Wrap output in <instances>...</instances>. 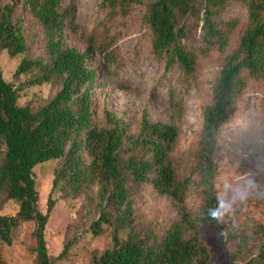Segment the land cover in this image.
I'll use <instances>...</instances> for the list:
<instances>
[{
  "label": "trees",
  "instance_id": "obj_1",
  "mask_svg": "<svg viewBox=\"0 0 264 264\" xmlns=\"http://www.w3.org/2000/svg\"><path fill=\"white\" fill-rule=\"evenodd\" d=\"M20 2L21 0H16ZM28 11L42 24L47 39L45 56L23 58L14 78L37 71L26 85L35 86L58 80L60 90L44 106L33 110L20 105L19 89L5 80L0 64V190L8 200L18 204L13 215H0V242L11 245L13 231L25 222H34L35 246L32 252L36 264H53L48 254L45 228L56 201L52 195L66 183L72 189L97 183L99 217L90 226L99 236L105 224H111L113 207L121 224H129L133 202L127 182L136 186L151 184L157 193L183 202L192 182L200 199L199 213L184 211L163 236L130 234L123 240L114 231L112 246L94 253L91 264H208L210 253L197 235L205 223H217V216L208 210L218 203L215 178L218 172L216 155L219 145L216 135L234 113L236 95L243 88V72L258 81H264V0H234L246 6V28L235 48L227 55L219 77L212 88V103L203 109V125L198 142V160L195 181L191 176L181 179L170 159L180 136L179 110L181 102H173L170 122H152L142 118L137 136L127 134L122 121L107 112L110 126L92 127L91 87L98 73L88 66L87 57L94 50L107 52V22L99 26L103 31L91 35L86 51L70 47L65 31L75 5L63 6L62 0H22ZM146 2V23L152 34V53L169 70L179 66L189 77L197 71L196 54L187 49L185 19L197 16L202 29L203 52L215 46L225 51L231 37L241 24L238 18H223L222 12L230 0H101L100 7L108 10V19L127 17L135 4ZM74 18V17H73ZM27 49L24 22L15 17V5L0 0V55L7 51L10 57ZM127 142L130 155L122 152ZM85 155L89 158L86 162ZM63 162L58 169L54 186L47 202V211L37 208L38 191L34 177L37 164L49 160ZM123 216V217H121ZM194 232L187 236V232ZM260 242L251 254L245 242L239 254H250L242 264H264V225L258 229ZM64 251L61 254H65ZM243 254V255H244ZM235 256H232L231 261ZM0 264H6L0 255Z\"/></svg>",
  "mask_w": 264,
  "mask_h": 264
},
{
  "label": "rangeland",
  "instance_id": "obj_2",
  "mask_svg": "<svg viewBox=\"0 0 264 264\" xmlns=\"http://www.w3.org/2000/svg\"><path fill=\"white\" fill-rule=\"evenodd\" d=\"M63 6L75 5L65 31V41L70 47L84 52L91 35H99L107 22L108 49L111 61L103 53L94 50L87 57L88 66L97 70L91 87L92 127L110 126L107 112L119 118L127 134L137 136L142 118L150 121L170 122L172 103L181 102L178 114L180 136L170 155L178 176H189L195 181L198 160V142L203 125V109L212 103V88L219 77L227 55L235 48L246 28L247 9L239 1L230 0L222 12L223 18H238L241 24L231 37L225 51L217 46L203 52L201 22L197 16L185 19L187 38L183 41L187 49L196 54L197 71L194 77L185 75L175 66L165 69V63L152 53V34L146 23V2L135 4L127 17L108 19V10L100 7L101 0H62ZM15 5V17L24 22L26 51L10 57L2 51L0 64L6 81L19 89L18 104L29 105L33 110L44 106L60 90L58 80L42 85L28 86L26 82L37 75V71L14 78V72L23 58L34 59L45 56L47 39L42 24L34 17L23 1L3 0V4ZM74 17V18H73ZM243 88L236 95L234 113L216 135L219 150L216 155L218 172L215 187L220 200L231 203V210L217 216V223H205L197 235L210 253L208 264H242L250 254H239L240 244L256 253L260 242L258 229L264 225V81H258L243 72ZM124 145L122 155H130ZM3 154H0V162ZM86 162L89 158L85 155ZM63 159L39 163L34 168L38 191L37 208L45 213L47 202L54 186ZM195 182L191 183L185 201L156 192L151 184L136 186L127 182L133 214L129 224H121L113 207L111 224L104 225L101 235L95 236L90 226L99 217L97 183L72 189L66 183L56 189L52 198L56 201L45 228L48 254L53 264H91L94 253H101L112 246L115 230L121 239L130 234L148 235L153 232L163 236L186 210L193 215L199 213L200 199ZM18 204L6 198L0 190V215H13ZM123 217V216H121ZM34 222H25L13 231L11 245L0 242V255L6 264H36L32 248L35 246ZM192 231L187 236L193 235ZM66 249L65 254H61ZM234 257V260L230 259Z\"/></svg>",
  "mask_w": 264,
  "mask_h": 264
},
{
  "label": "clouds",
  "instance_id": "obj_3",
  "mask_svg": "<svg viewBox=\"0 0 264 264\" xmlns=\"http://www.w3.org/2000/svg\"><path fill=\"white\" fill-rule=\"evenodd\" d=\"M231 210V203H226L223 200L218 198V203L215 208H211L208 210V215L212 217H216L220 215L222 212L224 214L228 213Z\"/></svg>",
  "mask_w": 264,
  "mask_h": 264
}]
</instances>
